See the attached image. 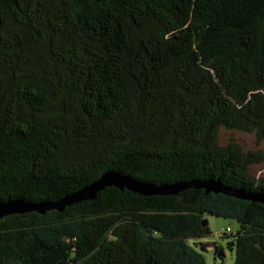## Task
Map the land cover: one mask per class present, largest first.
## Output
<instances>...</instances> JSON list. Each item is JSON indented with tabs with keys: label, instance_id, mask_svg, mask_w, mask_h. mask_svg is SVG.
<instances>
[{
	"label": "trees",
	"instance_id": "16d2710c",
	"mask_svg": "<svg viewBox=\"0 0 264 264\" xmlns=\"http://www.w3.org/2000/svg\"><path fill=\"white\" fill-rule=\"evenodd\" d=\"M220 129L264 142V0H0V203L58 202L107 170L264 195L261 154ZM205 217L237 223L233 264H264V205L114 187L1 218L0 264L221 260Z\"/></svg>",
	"mask_w": 264,
	"mask_h": 264
},
{
	"label": "water",
	"instance_id": "95a60500",
	"mask_svg": "<svg viewBox=\"0 0 264 264\" xmlns=\"http://www.w3.org/2000/svg\"><path fill=\"white\" fill-rule=\"evenodd\" d=\"M107 187H114L121 191L127 190L140 196H174L187 189H196L203 190L205 194H222L242 201H250L264 205L263 194L249 192L243 189H234L223 185L219 181H191L155 185L139 181L116 171L107 170L96 180L78 189L74 193L65 196L58 202L38 204L21 199L1 202L0 219L10 215H21L29 212H35L41 215L50 210L62 212L66 207L73 204L94 200L97 193ZM202 225L206 227L207 221L204 220Z\"/></svg>",
	"mask_w": 264,
	"mask_h": 264
},
{
	"label": "rangeland",
	"instance_id": "374dc122",
	"mask_svg": "<svg viewBox=\"0 0 264 264\" xmlns=\"http://www.w3.org/2000/svg\"><path fill=\"white\" fill-rule=\"evenodd\" d=\"M217 138L219 145L223 146L229 142H236L244 151L259 152L262 156V161L257 165L251 166L250 172L256 178L264 177V142H257L254 134L229 131L225 129L219 130ZM204 220L207 221V226L211 235L208 238L201 240L200 243L210 245L216 244L223 250V258L221 260H215L213 247L207 248L203 252H201L198 247L196 250L201 253L205 260V264H233L235 258L234 249L230 250L228 248L230 239H222L221 231L228 228L230 234L233 235L238 230L237 223L233 220H223L214 217H205ZM192 243L193 241H188V244L191 246L193 245Z\"/></svg>",
	"mask_w": 264,
	"mask_h": 264
},
{
	"label": "flooded vegetation",
	"instance_id": "af4514ba",
	"mask_svg": "<svg viewBox=\"0 0 264 264\" xmlns=\"http://www.w3.org/2000/svg\"><path fill=\"white\" fill-rule=\"evenodd\" d=\"M215 260H216V258H215Z\"/></svg>",
	"mask_w": 264,
	"mask_h": 264
},
{
	"label": "built area",
	"instance_id": "2783aa9c",
	"mask_svg": "<svg viewBox=\"0 0 264 264\" xmlns=\"http://www.w3.org/2000/svg\"><path fill=\"white\" fill-rule=\"evenodd\" d=\"M228 232V231H227Z\"/></svg>",
	"mask_w": 264,
	"mask_h": 264
}]
</instances>
